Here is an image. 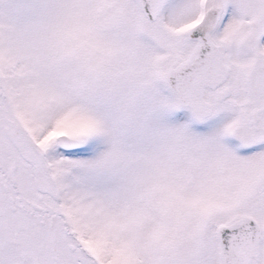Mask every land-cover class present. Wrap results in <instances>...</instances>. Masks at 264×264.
<instances>
[{
  "label": "snow or ice",
  "instance_id": "1",
  "mask_svg": "<svg viewBox=\"0 0 264 264\" xmlns=\"http://www.w3.org/2000/svg\"><path fill=\"white\" fill-rule=\"evenodd\" d=\"M0 264H264V0H0Z\"/></svg>",
  "mask_w": 264,
  "mask_h": 264
}]
</instances>
